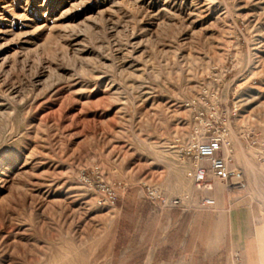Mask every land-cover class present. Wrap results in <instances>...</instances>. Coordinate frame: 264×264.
<instances>
[{"label":"rangeland","instance_id":"obj_1","mask_svg":"<svg viewBox=\"0 0 264 264\" xmlns=\"http://www.w3.org/2000/svg\"><path fill=\"white\" fill-rule=\"evenodd\" d=\"M204 89L238 109L241 191L187 176ZM241 204L264 228V0H0V264H120V221L204 246Z\"/></svg>","mask_w":264,"mask_h":264},{"label":"crops","instance_id":"obj_2","mask_svg":"<svg viewBox=\"0 0 264 264\" xmlns=\"http://www.w3.org/2000/svg\"><path fill=\"white\" fill-rule=\"evenodd\" d=\"M209 194L225 192H216L214 188ZM167 211L151 210L154 215L160 212L161 216ZM256 218L257 213L249 204L232 207L228 210V236L223 238L222 226L217 223L215 241L192 248L189 225L184 229L181 224L178 228L170 220L153 234V225L120 221L114 229V240H109L112 248L107 256L111 262L120 264H230V251L237 247L243 252L245 264H264V228ZM217 252L222 253L221 258L215 259Z\"/></svg>","mask_w":264,"mask_h":264},{"label":"built area","instance_id":"obj_3","mask_svg":"<svg viewBox=\"0 0 264 264\" xmlns=\"http://www.w3.org/2000/svg\"><path fill=\"white\" fill-rule=\"evenodd\" d=\"M220 97L219 90L204 89L188 102L193 118L191 144L186 149V155L192 160L187 176L196 190L208 189L214 179H219L232 190L241 191L246 187V176L240 166L234 165L235 147L232 137V123L237 118L238 109L236 106L233 110L225 108ZM257 143L258 138L248 141L250 146ZM259 153L263 155V151ZM82 178L87 179L84 174ZM158 197L153 194L155 204ZM116 198L115 194L109 197L113 204ZM159 201L158 205L162 207H174L184 202L183 198L164 197H160ZM216 203L214 197L204 196L200 205L211 209ZM231 264H245L240 250L232 252Z\"/></svg>","mask_w":264,"mask_h":264},{"label":"bare ground","instance_id":"obj_4","mask_svg":"<svg viewBox=\"0 0 264 264\" xmlns=\"http://www.w3.org/2000/svg\"><path fill=\"white\" fill-rule=\"evenodd\" d=\"M235 165V164H234ZM236 166V165H235ZM209 189V188H208ZM216 200V199H215Z\"/></svg>","mask_w":264,"mask_h":264}]
</instances>
